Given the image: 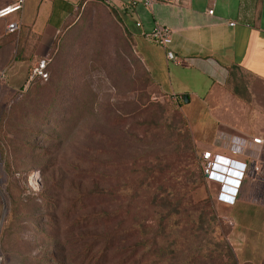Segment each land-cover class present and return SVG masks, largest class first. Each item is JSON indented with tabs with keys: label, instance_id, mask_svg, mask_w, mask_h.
Instances as JSON below:
<instances>
[{
	"label": "rangeland",
	"instance_id": "374dc122",
	"mask_svg": "<svg viewBox=\"0 0 264 264\" xmlns=\"http://www.w3.org/2000/svg\"><path fill=\"white\" fill-rule=\"evenodd\" d=\"M53 54L46 59L51 74L44 83L49 84L44 106L54 102L51 122L39 135V132L32 134L35 120L26 121V141L22 147L25 149L29 144L35 150L20 151V170L24 174L15 176L19 179L22 175L24 193L18 197L15 192L9 198L0 192V226L6 216L5 205L6 212L13 209L17 214V222L10 227L12 236L4 247L8 254L2 257L0 253V264H39L52 252L43 237L49 212L40 200L45 198L53 204L60 202L64 209L71 208L78 198V187L81 193L90 190L86 174L94 164H101L107 187H127V191H132L143 176L154 171L157 152L179 141L172 134L184 130L182 118L191 134L179 103L146 81L143 72L148 70L113 8L89 0L75 15L70 30ZM13 59L12 50L2 57L0 53V127L8 120L13 121L8 114L19 103L26 109L24 117L33 114L27 109L28 90L39 61L32 70L25 71L13 68ZM191 139L196 161L190 156L189 159L202 171V152L192 134ZM168 159L175 166L177 178H182L185 171L179 164L182 159L174 156ZM1 173L6 189L13 176ZM214 185L204 180L194 193V200L210 202V209L222 224L212 237L218 242L221 234L229 242L231 225L216 201ZM137 193L143 194L139 189ZM26 198L32 201L27 202ZM254 240V237L247 239L243 251L246 255L250 252L262 255L255 264H264V240ZM206 241L198 245L201 249L198 264H217L213 259L219 258L222 251H216ZM243 257L238 259L239 264H244Z\"/></svg>",
	"mask_w": 264,
	"mask_h": 264
},
{
	"label": "crops",
	"instance_id": "0c3cea01",
	"mask_svg": "<svg viewBox=\"0 0 264 264\" xmlns=\"http://www.w3.org/2000/svg\"><path fill=\"white\" fill-rule=\"evenodd\" d=\"M96 1L115 10L154 82L177 99L199 150L247 164L235 205L219 203L231 225L229 242L237 259L245 256L247 239L264 240V175L256 171L264 170V146L260 156L234 155L230 142L264 140V0H156L151 9L133 8L138 0ZM15 2L0 0V10ZM80 4L25 0L20 11L0 18L1 57L19 52L21 59L13 60L12 67L32 70L52 55ZM10 24L18 25L15 33L8 32ZM156 26L171 30L168 49L142 36ZM168 51L179 65L167 59ZM214 186L217 194L219 186ZM261 257L250 252L242 262L255 264Z\"/></svg>",
	"mask_w": 264,
	"mask_h": 264
},
{
	"label": "trees",
	"instance_id": "16d2710c",
	"mask_svg": "<svg viewBox=\"0 0 264 264\" xmlns=\"http://www.w3.org/2000/svg\"><path fill=\"white\" fill-rule=\"evenodd\" d=\"M87 1L81 0L78 12ZM10 39L15 40V34ZM61 40L55 46L54 54ZM20 59L18 52L13 60ZM43 61L49 79L51 73L46 59L39 61L37 66ZM143 75L148 83L159 87L148 72L144 71ZM48 79L35 76L30 83L27 109L33 114L24 117L26 109L19 103L8 114L13 121L8 120L5 128L0 127V188L5 197L12 198L15 192L17 196L24 193L20 151L35 150L29 144L25 149L22 147L26 141L27 118L36 123L37 131L33 129L32 134L39 132L40 135L51 122L54 102L44 106L49 85L44 83ZM181 121L184 130L172 134L179 141L171 145L173 147L157 152L154 171L143 176L132 191H127V187H107L101 164H94L86 174L91 183L90 190L81 193L78 187V198L71 208L64 209L60 202L53 204L45 198L40 200L49 212L43 237L52 252L39 264H198L201 254L198 245L206 239L216 251H222L213 263L239 264L230 243L221 234L218 242L212 237L222 224L210 209V202L194 200V193L204 184L205 177L197 165L191 163L192 159L196 161L191 134L185 120L182 118ZM169 155L182 159L179 163L185 167L182 178H177L175 166L172 167L170 159L166 160ZM2 171L13 176L6 189L1 180ZM17 173L22 174L19 179L15 176ZM138 189L143 194H138ZM25 200L32 201L30 198ZM16 222V212L7 210L0 231L2 257L8 254L4 247L12 236L10 227Z\"/></svg>",
	"mask_w": 264,
	"mask_h": 264
},
{
	"label": "built area",
	"instance_id": "2783aa9c",
	"mask_svg": "<svg viewBox=\"0 0 264 264\" xmlns=\"http://www.w3.org/2000/svg\"><path fill=\"white\" fill-rule=\"evenodd\" d=\"M156 0H138L132 3L133 8L144 6L151 9ZM25 0H16V2L5 9L0 10V18L20 11L24 6ZM213 12H211L212 14ZM234 26V24H232ZM141 27V24H137ZM9 33H15L18 30L17 24H10L7 28ZM143 37L149 39L159 47L168 49L172 44L171 30L156 26L153 31L144 33ZM167 59L177 65L180 64V59L177 58L171 51L167 52ZM46 63L43 61L37 66L33 73L35 76H41L45 80L48 79L45 73ZM177 101L173 96H170ZM178 102V101H177ZM264 140L255 138L251 141L232 139L230 142V152L234 155H240L246 152L260 156L263 150ZM200 165L203 176L208 183L216 184L219 186L216 195V201L221 204L233 206L239 198L242 184L245 180L248 166L247 164L235 161L231 158L214 154L210 151H205L200 154ZM256 171L264 175V170L256 168Z\"/></svg>",
	"mask_w": 264,
	"mask_h": 264
},
{
	"label": "water",
	"instance_id": "95a60500",
	"mask_svg": "<svg viewBox=\"0 0 264 264\" xmlns=\"http://www.w3.org/2000/svg\"><path fill=\"white\" fill-rule=\"evenodd\" d=\"M0 192H1V189H0ZM5 213H6V205H5V212H4V216H5ZM3 219H4V217H3ZM2 223H3V220H2ZM2 223H1V226H0V231H1Z\"/></svg>",
	"mask_w": 264,
	"mask_h": 264
}]
</instances>
